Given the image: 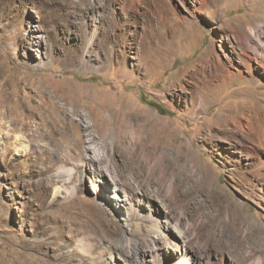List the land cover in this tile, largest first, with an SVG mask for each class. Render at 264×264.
<instances>
[{"label":"rangeland","instance_id":"obj_1","mask_svg":"<svg viewBox=\"0 0 264 264\" xmlns=\"http://www.w3.org/2000/svg\"><path fill=\"white\" fill-rule=\"evenodd\" d=\"M261 114L264 0H0V264L176 256L158 208L240 259L264 239Z\"/></svg>","mask_w":264,"mask_h":264},{"label":"bare ground","instance_id":"obj_2","mask_svg":"<svg viewBox=\"0 0 264 264\" xmlns=\"http://www.w3.org/2000/svg\"><path fill=\"white\" fill-rule=\"evenodd\" d=\"M250 27H251L250 29L254 31V26L251 25ZM146 112L148 111L145 110V113ZM99 117L100 116L94 119V124L92 125V127L98 130L100 133L99 145L102 148H108V144H106L105 142V138L108 135L106 133V127L109 125L116 126V122H118V118L114 114L110 118H103V117L99 118ZM259 119L260 120L258 122L256 121L257 122L256 128L258 129V132H259L258 135L260 137L258 139L261 141H264V115L261 114L259 116ZM260 145H261L260 147L264 148L262 143ZM111 146H115V144L112 143ZM89 160H90L89 161L90 165H96L102 172H104V169L101 168L100 166L102 163L100 153L93 154ZM105 173L108 175L111 174L109 169ZM138 192L141 193L140 191ZM142 194L146 198L152 201L153 199L155 200L156 195H153L147 191H143ZM113 197L119 198L117 195H114ZM137 198L139 197L137 196ZM152 214L155 217H153ZM152 214L147 215V220L152 221L159 230L168 231L170 233L171 235L170 240H172L171 244L176 245L177 251H176V256H175V255L167 253L164 250V248L158 247L155 249H160L161 251L160 253L156 251L155 253L156 257L152 255V253L154 254L155 252L154 248L153 250H150V251H144V256H142L143 264H145L146 262L145 259L150 254L152 255V258L155 259V261L157 260L158 262L160 260L159 258H157V256L158 257L163 256V259L165 262L164 264H167L166 263L167 261H170L169 264H227L225 261V256H226L225 252L222 250L220 252H215L213 250V246L210 244V240L212 239L213 236L216 235V233L214 235L215 231L213 232L212 230H210L208 234L209 237L207 239L203 240L201 238H198L197 241H194L193 238L191 237V230L189 229V227L182 226L181 219L174 220V217L171 212H167V211L164 212L158 208V210H154ZM226 214H227V217L233 216V214L231 215V213L229 212H226ZM173 230H174V233H173ZM260 239L257 242L248 244L249 246L247 248L246 255L243 254L241 255L240 259H237L234 261L232 260L231 264H264V239L263 240H260ZM174 240H177L178 243H175ZM113 259L117 260L116 257H114ZM170 259H173V261H171ZM157 261L155 262L156 264H158ZM159 263L162 264V262H159Z\"/></svg>","mask_w":264,"mask_h":264},{"label":"trees","instance_id":"obj_3","mask_svg":"<svg viewBox=\"0 0 264 264\" xmlns=\"http://www.w3.org/2000/svg\"><path fill=\"white\" fill-rule=\"evenodd\" d=\"M154 106H157L158 107V105H155V103H152ZM159 109L161 108V107H158Z\"/></svg>","mask_w":264,"mask_h":264}]
</instances>
